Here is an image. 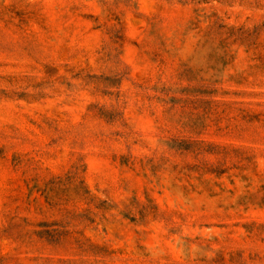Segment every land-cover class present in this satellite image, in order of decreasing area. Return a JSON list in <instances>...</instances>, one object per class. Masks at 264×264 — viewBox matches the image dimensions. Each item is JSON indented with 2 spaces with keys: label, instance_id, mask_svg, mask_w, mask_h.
<instances>
[{
  "label": "rangeland",
  "instance_id": "rangeland-1",
  "mask_svg": "<svg viewBox=\"0 0 264 264\" xmlns=\"http://www.w3.org/2000/svg\"><path fill=\"white\" fill-rule=\"evenodd\" d=\"M0 264H264V0H0Z\"/></svg>",
  "mask_w": 264,
  "mask_h": 264
}]
</instances>
